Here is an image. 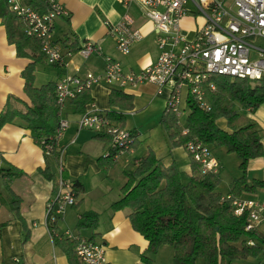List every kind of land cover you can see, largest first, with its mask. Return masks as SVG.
Masks as SVG:
<instances>
[{
	"label": "crops",
	"instance_id": "1",
	"mask_svg": "<svg viewBox=\"0 0 264 264\" xmlns=\"http://www.w3.org/2000/svg\"><path fill=\"white\" fill-rule=\"evenodd\" d=\"M56 1L68 12L67 17L54 21L52 32V40L63 54L70 52L72 44L78 50L82 43L91 41L101 49L103 57L118 61L125 72L138 73L156 62V32L136 4L127 7L117 0ZM4 2L6 1L0 0V8ZM22 3L27 4V0H22ZM125 13L133 17L135 28L141 31L143 39L132 47L129 55L122 56L116 51L106 23H118ZM197 23L198 20L190 18H184L182 21L184 30H191ZM103 57L92 55L83 59L75 52L71 53V56H65L61 66L47 62L38 64L35 68L34 86L38 88L48 82L57 83L67 75L83 77L87 73L101 74L104 69ZM31 62L29 59L17 57L15 46L8 42L0 17V112L9 97L30 104L24 94L21 73ZM49 69L51 76L44 75ZM39 72L47 77L44 78L46 82L43 80L44 82L37 83ZM112 89L132 96L131 110L119 111L110 108L108 97ZM88 92L92 101L86 108L92 105L101 112L114 111L124 117L130 116L125 117L122 128L136 136L134 152L118 157L116 165L121 162L120 170L116 166L101 168L98 159L102 158L107 150L101 142L93 138L94 133L84 129L78 130L77 122L82 113H76L69 103L63 115L68 121V128L58 140L57 147L63 151L64 177L72 183H80L82 192H75V205L67 207L56 223L47 227L45 209L56 189V161L51 155L44 154L40 141L34 139L22 121L15 120L4 125L0 129V264H82L74 254L78 240L104 245L108 264H146L141 259L142 255L151 258L149 264H163L159 251L165 246L160 247L154 256H149L148 242L132 229L128 219L129 211H113L111 205L122 196L120 189L124 184V173L133 171V161L141 159L148 150L154 152L163 167L174 163L187 177L191 174V158L185 149L179 147L168 150L160 131V119L165 111L169 88L166 87L158 93V89L150 84L128 90L108 88L102 84ZM239 112H243V117L248 122L256 125L264 147V104L257 108H239ZM217 126L228 131L224 119H219ZM141 136L142 143L139 140ZM212 154L220 165V183L217 191L227 195L231 182L242 175L238 170V160L234 161V168L229 173L225 164L227 160L233 161L231 156L234 155L227 154L220 148L213 149ZM7 165L21 174L13 176L10 175L13 171H1ZM130 166L131 171L128 170ZM45 169L54 176L52 179L45 176ZM112 172L120 177L119 196L106 199L105 180L111 177ZM245 176L248 186L256 182L262 183V186H255L251 192L241 193L238 198L264 204V156L249 160ZM16 200L17 210H14ZM87 212L98 215L95 228H77L80 216ZM254 227H257L258 234L264 237L261 233L264 230V222ZM66 231H71L76 239L62 237ZM247 260L237 263L242 264ZM198 263L202 264L200 261L196 264ZM250 264H264V257L250 259Z\"/></svg>",
	"mask_w": 264,
	"mask_h": 264
},
{
	"label": "trees",
	"instance_id": "2",
	"mask_svg": "<svg viewBox=\"0 0 264 264\" xmlns=\"http://www.w3.org/2000/svg\"><path fill=\"white\" fill-rule=\"evenodd\" d=\"M5 1V0H4ZM27 4L40 14L47 12V5L39 0H27ZM0 17L5 26L8 42L15 46L16 55L32 62L26 66L21 75L24 80V94L30 104L15 97H9L0 112V129L20 120L30 130L38 142L53 136L58 123L55 89L56 82H48L40 87L34 86L36 65L46 62L42 53L41 42L25 33V23L9 11L6 2L0 8ZM78 50L71 45L70 53ZM216 88L205 92V101L210 110L204 112L189 101V112L183 135L174 114L164 111L160 119L166 145L169 150L185 148L194 139L213 149H223L238 160L241 177L230 184L228 195L238 197L241 193L251 192L256 182L248 186L246 168L249 160L264 156L259 130L254 123L248 122L239 112V108H257L264 104V81L257 83L248 80H232L215 76L211 79ZM109 106L119 111L132 109V96L112 89L108 97ZM88 91H83L70 102L76 113H83L91 103ZM107 116L116 125H124L125 117L114 111H107ZM224 119L228 131L217 126V121ZM93 138L101 142L107 150L98 159L101 168L116 166L117 153L110 146L111 137L107 133L94 134ZM136 148V141L132 144ZM57 160V147L54 155ZM13 171V176L21 173L10 165L1 171ZM191 174L187 181H182L181 172L172 163L163 167L152 150H148L140 163L131 172L124 173L121 198L111 205L113 211L127 209L132 229L147 242V254L154 256L160 247L173 249L174 264H238L247 259L264 257V237L258 234L257 227L246 230L247 214L235 217L231 201L222 200L217 191L220 175H201L200 166L191 160ZM52 179L54 176L47 169L43 172ZM76 193L82 192L80 183H73ZM17 210L18 200L14 202ZM98 215L87 212L80 216L77 228H95ZM252 242V245H248ZM75 246V244H74ZM73 246V247H74ZM75 254V253H74ZM146 264L151 258L142 255Z\"/></svg>",
	"mask_w": 264,
	"mask_h": 264
},
{
	"label": "built area",
	"instance_id": "3",
	"mask_svg": "<svg viewBox=\"0 0 264 264\" xmlns=\"http://www.w3.org/2000/svg\"><path fill=\"white\" fill-rule=\"evenodd\" d=\"M9 11L26 25L25 33L41 42L42 53L50 65L61 66L67 51L63 54L52 40L53 24L58 18L67 17L68 12L56 0H39L47 5V12L38 13L22 0H5ZM129 7L136 4L142 15L156 32L158 49L157 60L138 73L125 72L121 64L111 57L102 55L101 49L91 41L82 43L77 53L83 59L92 55L102 56L104 69L101 74H85L83 77L67 75L56 83L55 99L58 115L53 136L41 140L45 155H54L58 140L68 128L63 117L66 106L83 91H90L97 85L120 90L135 89L150 84L158 89L169 88L165 111L177 118L181 109L187 108L192 100L204 111L210 110L205 101V92L214 91L211 81L215 76L232 80L264 81V0H117ZM184 18L198 20L191 30H184ZM108 34L113 38L116 51L130 54L132 47L141 42L143 35L135 28L133 17L125 13L116 24L106 23ZM78 130H88L94 134L107 133L111 137L110 146L116 150L117 158L132 154V144L136 136L125 128L116 125L101 112L88 106L77 122ZM188 132L183 127L182 134ZM185 151L191 160L200 166L201 175H217L220 165L211 150L197 139L189 141ZM63 151L57 147L56 189L53 198L47 203L45 220L51 227L62 216L67 207L76 203L73 183L64 177ZM140 159L134 160L138 166ZM222 200L231 201L233 214L248 217L246 230L264 222V204L224 195ZM66 239H76L71 231H66ZM252 245V242H248ZM75 255L82 264H108L105 246L91 241L78 240Z\"/></svg>",
	"mask_w": 264,
	"mask_h": 264
},
{
	"label": "rangeland",
	"instance_id": "4",
	"mask_svg": "<svg viewBox=\"0 0 264 264\" xmlns=\"http://www.w3.org/2000/svg\"><path fill=\"white\" fill-rule=\"evenodd\" d=\"M259 43L262 44L264 42L259 41ZM49 71H50V69L44 75H50L51 76ZM44 75H41L40 72H39V74L37 75V83L45 81V79L47 77H45ZM187 114H188L187 108H184V110L181 109V115L179 117V122H180V126L181 127H184V125H185ZM241 114H243V112ZM243 116H244V114H243ZM125 117L129 118L130 116L129 115H125ZM160 131H161V134H162L163 139L165 141L164 134H163V131H162L161 127H160ZM139 140L142 143V140H143L142 136L139 137ZM133 152H134V150H133ZM231 157H232L233 161L232 160H227L226 164H225V169H227L229 173L234 168V166H233L234 163H235L234 161H237L235 156H231ZM120 164H121V162H119V164L116 165V167L119 170H120ZM132 166L134 167L133 164H132ZM132 166L129 167V169H128L129 171H131L130 169L132 168ZM177 168L181 172L182 181H184V182L187 181L188 180L187 174L185 172H182L178 166H177ZM105 186L107 187L106 188L107 192L105 193L106 199L117 198V196H119L118 194H119V186H120V177L116 176V173L113 174V172H112L111 177L109 179L105 180ZM261 233H262V235H264V230H262ZM159 256L163 260L162 261L163 264H174L173 263V258H172V249L170 247H168V246L163 247L159 251ZM242 264H250V259H248L246 262L244 261Z\"/></svg>",
	"mask_w": 264,
	"mask_h": 264
}]
</instances>
